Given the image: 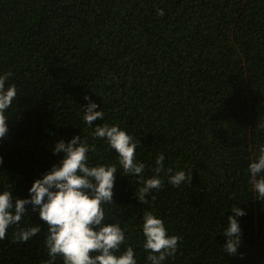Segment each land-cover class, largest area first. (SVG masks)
<instances>
[{
	"label": "trees",
	"instance_id": "obj_1",
	"mask_svg": "<svg viewBox=\"0 0 264 264\" xmlns=\"http://www.w3.org/2000/svg\"><path fill=\"white\" fill-rule=\"evenodd\" d=\"M163 11V15L158 13ZM11 73L17 97L0 140V189L29 196L57 164L59 138L94 145L90 163H116L103 139L82 120L89 96L104 111L93 126L118 124L138 143L136 158L153 175L184 170L191 182L163 185L143 204L135 176L117 172L106 218H118L144 264L138 225L145 211L181 239L165 264H264V199L252 190L248 164L264 144V0H0V74ZM192 178V179H191ZM138 194V192H137ZM155 199H152V197ZM232 207L242 242L222 249ZM29 208L27 224L48 225ZM0 241V264H43V232ZM56 264H62L57 258Z\"/></svg>",
	"mask_w": 264,
	"mask_h": 264
},
{
	"label": "clouds",
	"instance_id": "obj_2",
	"mask_svg": "<svg viewBox=\"0 0 264 264\" xmlns=\"http://www.w3.org/2000/svg\"><path fill=\"white\" fill-rule=\"evenodd\" d=\"M158 13L163 15L162 10ZM10 75L0 74V140L9 132L6 112L17 97L16 86L6 85ZM84 99L89 102L82 106L83 122L93 128V139H103L116 154L121 170H117L116 163H90V153L95 146L86 138L74 135L67 142L59 138L52 152L63 153V158L33 182L28 197L14 198L11 187L0 189V241L6 238L10 228H14L13 241L19 243L28 242L43 232L48 255L43 264H56L58 257L62 259V264H138L136 248L128 243L119 219L106 218L107 206L115 204V174L121 172L122 175L138 178L140 187L135 188V195L143 204L148 203L147 197L153 190H159L163 185L161 173L173 187L191 180L184 170H165V155L162 152L155 158L153 175L145 177L143 173L149 166L136 158L138 143L133 136L118 124L103 123L94 127L92 122L97 118L103 119L104 111H96L99 105L89 96ZM258 127L264 130V123L258 124ZM247 171L257 199H264V144L259 145L258 154L250 160ZM29 205L48 225L46 231H42L39 224L24 222V218L29 217ZM231 210L233 215L227 217L222 231L225 238L222 249L226 254L234 255L242 242L238 218L246 215V211L239 207H232ZM137 227L143 238L142 249L146 253L144 264H165L176 255L181 238L169 234L161 217L145 211Z\"/></svg>",
	"mask_w": 264,
	"mask_h": 264
}]
</instances>
